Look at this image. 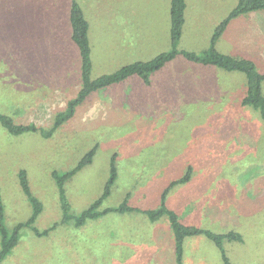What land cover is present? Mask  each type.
Returning <instances> with one entry per match:
<instances>
[{"label":"rangeland","instance_id":"rangeland-1","mask_svg":"<svg viewBox=\"0 0 264 264\" xmlns=\"http://www.w3.org/2000/svg\"><path fill=\"white\" fill-rule=\"evenodd\" d=\"M73 1L90 25L92 78L170 49V0H0V113L38 128L12 135L0 124V201L9 233L31 212L20 169L43 205L34 227L18 229L0 264H174L162 259L159 228L168 224L171 232L164 215L152 221L141 211H109L81 225L63 218L53 174L70 170L92 148L91 162L64 183L73 216L101 195L113 156L117 177L99 209L123 201L157 209L163 190L189 172L167 192V207L185 225L240 233L242 242L223 240L233 264H264V122L241 103L242 72L178 55L147 84L132 75L90 93L44 136L82 82L69 22ZM236 2L186 0L177 48L201 53L209 47ZM216 49L249 58L264 73V10L230 20L229 37ZM261 87L264 94V80ZM54 224L46 235L33 230ZM190 239L192 255L185 247L184 264H224L206 236Z\"/></svg>","mask_w":264,"mask_h":264},{"label":"trees","instance_id":"trees-1","mask_svg":"<svg viewBox=\"0 0 264 264\" xmlns=\"http://www.w3.org/2000/svg\"><path fill=\"white\" fill-rule=\"evenodd\" d=\"M186 7V0H170V49L163 51L155 55L152 59L146 61H134L122 65L117 70L102 74L95 78L91 76L92 61H91V48L89 41V23L85 18L84 12L81 6L76 2H71L69 9V22L71 30V38L80 55V75H81V86L77 91L74 98L70 99L67 103V107L64 111L57 113L55 116L52 127L49 130L44 131V136H50L54 130L58 128L65 120L70 118L74 114V108L79 105L90 93L99 90L100 88L109 86L113 83H117L125 80L126 78L137 75L144 83H149V75L160 68H162L167 62L173 60L176 56L181 55L186 60L196 62L202 65H213L224 69L226 71H239L245 75L246 78V90L245 95L242 98L241 103L245 106H250L255 109L261 119L264 122V94L262 92L261 83L264 80V73H260L253 60L237 57L230 54H225L216 49V41L225 30L230 20L246 14L248 12L264 10V0H237L236 4L228 12L224 20L216 27L211 38L209 47L201 52L197 53L189 50H179L177 45L182 35V29L184 25V11ZM0 124L12 135H19L26 131H36L38 128L35 124H21L16 123L13 119L6 114L0 113ZM95 149L92 148L85 153L77 164L70 170L61 174L54 173L53 176L57 179L58 196L60 202L61 212L63 218L75 219L76 225H81L86 222L87 219H92L100 216L101 214L109 211L125 212V211H141L146 214L152 221L159 219L163 215H167L171 224V230L173 232L175 241V257L176 264H182L183 257V242L185 237L192 235H204L209 238L217 246L221 258L224 264H233L226 254L224 249L223 240H238L243 241L240 233L234 230L226 232H213L211 230H205L203 228H197L194 226L185 225L179 219V215L165 203L167 192L177 183L186 182L189 179V172L185 173L178 179L172 180L170 184L163 190L161 195V203L157 209L141 210L133 208L127 204V201H123L117 207L99 209L104 199L110 196L111 187L114 184L117 177V169L114 164L115 156L112 158L110 165L109 177L105 183L104 189L97 199L92 201L88 207L83 209L79 214L73 216L70 211V205L65 194L64 183L76 171L81 169L83 166L89 164L92 160ZM19 182L23 193L31 207V212L27 218V222L23 224H16L9 233L8 229L3 222V207L0 201V235H1V250L0 260L3 259L11 250V248L17 242V231L21 226L34 227V221L43 209V205L40 199H38L31 191L27 174L24 169H20L18 173ZM55 227V224L44 230H37L33 228L35 233L38 235L47 234L48 231Z\"/></svg>","mask_w":264,"mask_h":264},{"label":"crops","instance_id":"crops-1","mask_svg":"<svg viewBox=\"0 0 264 264\" xmlns=\"http://www.w3.org/2000/svg\"><path fill=\"white\" fill-rule=\"evenodd\" d=\"M82 8V7H81ZM169 9H170V6H169ZM231 10V9H230ZM229 10V11H230ZM228 11V12H229ZM84 12V11H83ZM228 12H227V14H228ZM226 14V15H227ZM226 15H225V17H226ZM86 18V17H85ZM170 18V17H169ZM87 19V18H86ZM87 21H88V19H87ZM89 23V22H88ZM89 29H90V25H89ZM89 32V31H88ZM214 32V31H213ZM90 33V32H89ZM213 34V33H212ZM212 36V35H211ZM227 37H229V23L227 24V26H226V28H225V30H224V32H223V36L221 37V38H223V39H225V38H227ZM211 38V37H210ZM221 38H219V39H217V41H216V44L218 43V41L221 39ZM169 39H170V27H169ZM229 41V40H228ZM209 43H210V39H209ZM170 46H171V43H170ZM208 48V47H207ZM206 48V49H207ZM206 49H204L203 51H205ZM182 50H185V49H182ZM189 51H193V50H189ZM202 51V52H203ZM163 52V51H162ZM195 52V51H194ZM227 54V53H226ZM234 56V55H233ZM237 57H238V55H236ZM241 56V55H240ZM244 58H246V57H244ZM249 59V58H248ZM145 210H147V209H145ZM146 215V214H145ZM164 218H166V220H165V223H169V219H168V217H167V215H164L163 216ZM95 219V218H94ZM88 220H90V219H88ZM86 223V222H85ZM170 225V224H169ZM161 225H158L157 227H160ZM157 229V228H156ZM166 229V230H165ZM164 230H165V232H164ZM159 231H160V233L158 234L159 235V240H160V238H161V240H162V242L164 243V252H161L162 254H163V258L162 259H166V261L167 262H170V263H174V264H176V257H175V241H174V236H173V232H172V230H171V232H169V230H168V224H167V226H166V228H164V229H161V228H159ZM193 236H195V235H193ZM187 237H190V236H187ZM187 237H185V239H184V242H183V250L185 249V247H186V250H187V253H186V256L187 255H192V246H191V243H192V241L193 240H187ZM207 239H209V238H207ZM210 240V239H209ZM210 242H211V240H210ZM212 243H213V241H212ZM214 244V243H213ZM151 245H152V247H153V244H152V242H151ZM215 245V244H214ZM137 246H138V243H136V244H134V246L130 249V251L131 252H135L136 254L134 255V257L132 258V261L131 262H133L136 258H137V255H138V250H137ZM215 247L217 248V246L215 245ZM159 248H161L160 247V245H159ZM217 250H218V248H217ZM184 253H185V250L183 251V257H182V264H184L183 263V259H184Z\"/></svg>","mask_w":264,"mask_h":264}]
</instances>
